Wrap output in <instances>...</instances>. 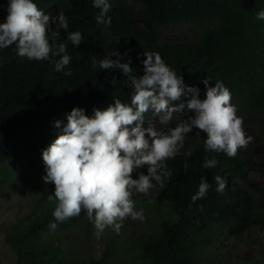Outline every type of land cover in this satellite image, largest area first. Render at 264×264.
I'll list each match as a JSON object with an SVG mask.
<instances>
[{"label":"trees","instance_id":"obj_1","mask_svg":"<svg viewBox=\"0 0 264 264\" xmlns=\"http://www.w3.org/2000/svg\"><path fill=\"white\" fill-rule=\"evenodd\" d=\"M132 1L137 2V9ZM34 2L45 14L63 12L69 31L82 33V43L72 46L63 29L50 25V43L68 44L72 60L64 71L70 69V76L55 71L52 62L17 56L15 46L0 50V163L20 166L19 170L6 172L5 181L23 185L31 179L25 166L35 157L42 158V151L60 131L54 121L66 123L65 114L72 108H84L91 115L94 108H106L117 98L131 102L132 89L120 70L99 71L93 67V59L102 60L114 51L122 54L121 63L130 62L137 76L143 75L145 52H158L186 84L191 76L197 77L201 68L209 70L203 76L227 85L236 98L237 110L244 116L264 112L258 85L226 74L231 70L229 62L243 66L245 61L254 64L260 60L254 44L264 49V20L256 18L257 12L264 9V0H110L107 15L112 24L108 29L96 24L99 9L93 7L92 0ZM6 7L7 0H0V22L7 16ZM179 22L192 24L199 31L194 43L165 36L170 25ZM199 90V98L204 99L206 90ZM175 126L171 122L161 124L165 132ZM198 131L193 129L177 147L175 158L165 161L171 177L163 184L153 182L156 191L151 197L142 198L133 192L136 207L144 213L138 223L147 234L136 237L135 228L127 230L128 225H123V232L108 238L109 244L99 258H66L56 237L70 229L71 218L58 223L55 231L49 229V223L55 222L52 213L56 207V202L49 199L54 192V185L49 183L33 201L26 221L12 225L6 236L15 264H202L206 251L210 257L215 254L212 250L218 230L228 228L232 234L253 227L264 230V188L246 175L253 163L239 151L234 158L206 152L207 135L202 131L197 135ZM205 157L216 158L217 167L204 169ZM140 171L146 174V168ZM216 175L227 180L223 193L216 191ZM202 178L210 188L205 198L192 203ZM84 218L91 223L86 213ZM130 225L137 227L135 221ZM262 247L254 264H264V237Z\"/></svg>","mask_w":264,"mask_h":264},{"label":"clouds","instance_id":"obj_2","mask_svg":"<svg viewBox=\"0 0 264 264\" xmlns=\"http://www.w3.org/2000/svg\"><path fill=\"white\" fill-rule=\"evenodd\" d=\"M92 5L99 9L96 24L108 29L112 24L111 17L107 15L111 8L110 0H92ZM6 11L4 22H0V50L15 46L16 55L21 58L49 61L54 64L55 71L66 76L72 74L70 69L64 71L72 60L68 44L50 43L47 34L50 25H55L67 33L66 41L72 46L81 45L82 33L69 31V22L63 12L55 16L45 14L34 0H7ZM256 18L264 20V9L257 12ZM177 24H184L185 32L177 31L175 37H169L168 30L165 36L194 43L199 35L194 25ZM261 36L264 38V23ZM254 46L260 60L254 64L245 61L243 66L229 62L231 70L226 74L255 83L264 98V49L259 44ZM112 56L117 59H112ZM144 56L141 76L133 74L130 62L121 63L122 54L116 51L102 60L92 61L93 67H98L99 71L120 70L123 73L127 78L126 84L132 89L130 103L117 98L106 108H94L91 115L86 114L84 108L74 107L65 114L66 123L54 121V127L60 131L42 151L46 173L42 180L45 184L54 185L49 199L56 202L52 213L55 222L49 223L50 230L55 231L58 223L79 217L82 212L93 224L97 239L109 227L119 234L122 228L120 221L125 217L143 220V210H137L133 192L147 193L154 187L153 182L163 184L171 177L165 161L175 158L177 145L183 144L193 129L206 133V152L224 153L234 158L239 151L251 162L249 157L252 154L240 148L246 147L252 137H246L243 120L237 112L243 119L257 113L263 115L264 112L244 116L237 110L236 98L227 85L217 79L205 78L209 70L201 68L197 77L191 76L186 84L158 52H145ZM199 88L206 90L204 99L199 98ZM149 110L155 114L163 113L165 120H171L173 114H185L187 118L166 132L158 131L152 126L143 127ZM200 131L196 134L200 135ZM217 165L216 158L205 157L202 163V167L208 170ZM144 168L146 174L140 171ZM254 170L253 163V168L247 170L246 175ZM214 181L216 191L223 193L227 180L216 175ZM209 188L210 184L202 178L191 202L205 198Z\"/></svg>","mask_w":264,"mask_h":264},{"label":"rangeland","instance_id":"obj_3","mask_svg":"<svg viewBox=\"0 0 264 264\" xmlns=\"http://www.w3.org/2000/svg\"><path fill=\"white\" fill-rule=\"evenodd\" d=\"M131 5L135 9L138 8L137 2L132 1ZM177 31L185 32L184 24H172L167 35L175 37ZM231 103L234 105L232 100ZM190 114L188 113V115ZM237 116L243 120L246 137H252L246 147L240 148L242 151L252 154L249 158L255 165V170L249 172L247 177L264 188V172L262 171L264 167L261 165L264 162V114L257 113L243 119L241 114L237 112ZM186 118L187 115L185 114H173L171 120H165L163 113L155 114L149 110L145 114L143 127L152 126L160 131L162 130V123L171 122L177 125ZM35 159L30 165L25 166L31 179L23 185L4 180L6 172L19 170L20 166L14 162L0 163V264H15V255L6 241V236L10 232L12 225L26 221L32 210L33 201L48 186L42 180V177L46 174L42 158L35 157ZM155 191L156 188L150 189L147 193H138V195L142 198H148ZM137 210L140 209L137 208ZM84 216L85 213L82 212L79 217L71 218L70 229L59 233L56 237L64 255L68 259L89 261L99 258L104 248L109 244L108 238L112 235H118L109 227L97 239L93 224H88ZM133 221H135L137 227L130 225ZM120 223L122 227L123 225H128L127 230L130 227L135 228L134 235L136 237L148 233L146 228L138 223V220H133L130 216L123 218ZM227 231L228 228L218 230V235L215 239V249L212 250V252L215 251V254L210 257L208 256V251H206L203 255L202 264H254V262L258 261L263 251L264 230L259 227H253L250 230L243 231L241 234H232ZM121 232H123L122 228Z\"/></svg>","mask_w":264,"mask_h":264}]
</instances>
